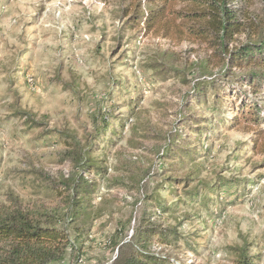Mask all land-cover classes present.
Wrapping results in <instances>:
<instances>
[{
	"label": "rangeland",
	"instance_id": "1",
	"mask_svg": "<svg viewBox=\"0 0 264 264\" xmlns=\"http://www.w3.org/2000/svg\"><path fill=\"white\" fill-rule=\"evenodd\" d=\"M128 7L0 0V216L66 217L82 243L78 264H104L117 254L113 243L152 228L159 234L146 235L145 251L165 264H238L246 244L253 263L264 264V120L252 126L238 114L243 99L264 105V91L219 106L211 93L194 100L193 85L213 77L201 68L212 50L131 28ZM248 11L264 22V0ZM103 112L109 128L93 155L107 174L87 175L96 188L74 195L87 212L72 222L65 213L73 192L61 183L76 170L64 138L85 147ZM180 142L194 149L190 157L167 154Z\"/></svg>",
	"mask_w": 264,
	"mask_h": 264
},
{
	"label": "trees",
	"instance_id": "2",
	"mask_svg": "<svg viewBox=\"0 0 264 264\" xmlns=\"http://www.w3.org/2000/svg\"><path fill=\"white\" fill-rule=\"evenodd\" d=\"M254 1L128 0L129 7L124 12L127 24L131 28H139L145 35L152 33L177 41L207 45L213 55L212 63L209 61L208 64H213V68H218L219 72L214 74L212 66L202 64V70L213 77L193 85V99L206 102L207 95L211 93L214 106H219L225 104L229 96L239 98L243 94L249 99L264 91V22L253 19L248 11L249 3ZM241 35H245V39H239ZM239 109L238 114H243L244 118L246 116L243 120L246 124L261 126L264 120L263 103H249L243 99ZM237 116L235 121L238 120ZM108 118L107 112L101 114V127L85 147L77 137L64 138L67 159L76 170L72 178L61 183L66 190L73 192L69 197L68 213H65L69 221L77 222L87 212L80 197L79 201L74 200V195L86 197L95 190L96 180L87 175L93 170L94 175L101 178L107 174L104 159L93 154L96 138L109 128ZM187 126L195 130L191 125ZM205 129L196 131V134H207ZM257 133L264 138V129L259 128ZM185 146L180 142L166 152L179 154V159L190 157L194 149ZM65 220L66 217L38 219L20 210L0 216V264H53L66 259L68 264H78L84 254L82 243L71 238L63 223ZM146 231L136 234L134 240L113 243L117 254L104 264H165L162 257L145 251L146 235L159 234L153 228ZM238 264H254L249 254V244L242 247Z\"/></svg>",
	"mask_w": 264,
	"mask_h": 264
}]
</instances>
